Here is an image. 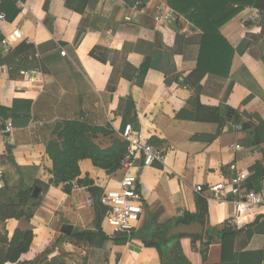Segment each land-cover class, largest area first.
Masks as SVG:
<instances>
[{"label": "crops", "instance_id": "crops-1", "mask_svg": "<svg viewBox=\"0 0 264 264\" xmlns=\"http://www.w3.org/2000/svg\"><path fill=\"white\" fill-rule=\"evenodd\" d=\"M2 1H6L7 17L12 14L11 4L21 10L13 20L0 22V34L5 39L20 30L23 40L12 47L0 45L3 59L9 62L0 65V106L8 111L29 110L32 119L20 128L12 126L11 119L4 123L0 118V251L8 248L16 231H31L30 250L16 264L33 263L44 254L49 260L58 259L61 251L87 255L64 240L89 229L96 220L93 198L85 187L74 186L71 195L62 187L50 186L47 191L39 187L38 200L28 204L38 205L32 219L4 216L6 202L18 203L37 183H50L53 166L48 144L58 140L54 135L58 123L75 120L107 130L95 138L103 149L111 147L131 124L142 142L163 154L162 160L140 174L145 210L139 228L147 217L163 226L173 218L197 213L196 187H204L208 189L204 193L206 224L223 231L226 222L236 218L235 252L264 253V208L236 211L234 203L244 201L243 194L232 197L225 190L224 200L216 201L209 191L213 185L229 183L232 164L253 178L255 168L264 162V143L256 145L250 129L238 131L223 118L219 122L194 119L199 105L228 107L239 113L256 103L264 106V0L244 8L220 28L234 49L245 41L248 47L244 54L233 56L228 78L206 75L199 92L183 80L197 69L202 32L174 12L168 0H149L143 7L135 1L132 7L124 0H74L75 10L67 6L68 0H0V5ZM161 12L172 13L173 19L162 22L158 17ZM80 35L82 40L74 49ZM20 46L29 49L18 59H10V51ZM94 49L106 63L91 56ZM144 64L151 68L143 77L139 70ZM167 75L178 80L168 86ZM228 81L233 89L223 102ZM2 125L12 130L2 131ZM80 170L78 179L88 177L100 195L119 186L121 173L107 175L91 160H82ZM8 171L16 181H8L9 175L5 181ZM253 187L263 188L264 179L255 180ZM66 227L72 229L69 235L63 232ZM101 227L102 234L111 237V229ZM216 241L210 246L206 264L221 260ZM107 264L161 263L155 249L131 240L114 246Z\"/></svg>", "mask_w": 264, "mask_h": 264}, {"label": "trees", "instance_id": "trees-1", "mask_svg": "<svg viewBox=\"0 0 264 264\" xmlns=\"http://www.w3.org/2000/svg\"><path fill=\"white\" fill-rule=\"evenodd\" d=\"M24 1V0H20ZM128 1V0H124ZM143 7L149 0H133ZM261 0H168L169 7L178 15L198 28L202 32L201 51L196 71L192 72L183 83L191 87L196 92L200 90V83L206 75L228 78L233 56L236 52L244 54L248 47V42H243L237 49H234L224 39L220 33V28L232 20L238 13L248 6L258 5ZM2 1L0 11L4 12ZM67 6L75 10L74 0H68ZM12 14L7 17L13 20L20 12V8L11 4ZM5 13V12H4ZM6 15V14H5ZM80 35L78 42L74 46L77 48L82 40ZM4 37L0 34V45ZM29 47L20 46L9 53L10 59H18L26 53ZM69 56L68 51L63 50ZM91 56L102 62L106 61L98 55V50L94 49ZM9 63L8 59H3L0 51V65ZM151 66L144 64L139 70V75L145 76ZM174 80L166 77V84L170 86ZM113 84V78L110 86ZM233 89V83L227 82L224 91L223 102H226ZM245 100L244 106L249 103ZM194 119L198 122H219L225 119L233 125L249 124L253 133L256 145L264 143V106L262 103H256L254 106L239 113L228 107L223 109L205 108L199 105ZM227 112V113H226ZM222 113L224 116H222ZM0 118L2 122L11 119L12 126L25 128L32 119L29 110L25 111H8L0 106ZM2 131L5 126L2 125ZM243 130V129H242ZM107 133L105 128L93 127L88 123L80 121H65L58 123L54 130L57 141H51L47 147V155L52 161L50 174L52 179L48 185L37 183L47 191L50 186L62 187L65 194L71 195L74 189L72 182L78 186L85 187L93 198V204L96 211V220L92 227L85 230H79L71 234V237H65L71 243L88 245L92 249L87 252L83 264H107L110 251L114 246H124L131 240H140L146 248L155 249L158 253L161 264H206L210 246L218 242L221 247V260L218 264H262L264 253L250 252L237 254L234 243L238 228L225 226L223 231L208 226V201L204 196L208 189L202 187L196 197L197 213L184 214L183 217L173 218L168 225L159 226L155 224L150 217L140 228L130 235H119L107 237L102 234V222L106 215V208L101 206L99 199L100 193L94 188V182L86 177L79 180L81 176L80 162L82 160H91L96 168H99L107 175L119 172L121 161L127 152L128 144L120 138L113 142V145L107 149L101 148L95 143L96 135ZM8 154H12V147L7 145ZM264 179V162L259 164L254 171V176L248 179L247 188L249 190H259L253 187L255 180ZM34 190V189H33ZM33 190L29 191L26 199L20 200L19 203L11 202L4 205L5 218H22L32 219L35 214L37 204L28 207L30 201L38 200L32 195ZM29 195V196H28ZM28 201V202H27ZM34 239L31 231H16L8 248L0 251V264L19 262L21 256L30 250ZM62 240H59L61 243ZM199 246V250L196 247ZM62 260H49L46 255H42L33 263L25 264H65Z\"/></svg>", "mask_w": 264, "mask_h": 264}, {"label": "built area", "instance_id": "built-area-1", "mask_svg": "<svg viewBox=\"0 0 264 264\" xmlns=\"http://www.w3.org/2000/svg\"><path fill=\"white\" fill-rule=\"evenodd\" d=\"M158 17L162 22L173 19L172 13L169 12L167 14L161 12ZM6 20L5 13L0 11V22ZM22 40L21 31L15 30L4 39L3 45L12 47ZM236 129L242 131L243 127L236 125ZM11 130L10 126L5 128L6 132ZM119 138L128 144L127 152L120 165L119 186L117 189L105 191L99 199L101 206L107 210L102 224L111 229V237L130 235L139 228L145 210V201L140 190V174L143 169L152 166L156 161L162 160L163 157L159 150L140 140L138 132L131 124L125 127ZM137 160L140 162L136 166ZM230 170L233 175L227 185H213L209 188L213 198L216 201H223L222 192L227 190L232 197L243 194L244 201L234 203L236 211L252 210L256 207L264 208V187L259 190H249L247 188L248 174L236 164L230 165ZM72 185L77 186V183L72 182ZM196 192H202V187H196ZM91 203L93 204V200ZM226 226L237 228L239 226L238 220L232 218L226 222Z\"/></svg>", "mask_w": 264, "mask_h": 264}, {"label": "rangeland", "instance_id": "rangeland-1", "mask_svg": "<svg viewBox=\"0 0 264 264\" xmlns=\"http://www.w3.org/2000/svg\"><path fill=\"white\" fill-rule=\"evenodd\" d=\"M65 84L68 82V81H63ZM68 84V83H67ZM69 84H70V82H69ZM72 85V84H71ZM70 85V86H71ZM9 171H10V169H9ZM8 171V173L7 174H4V178H5V181H6V176L5 175H9L10 177H7V180L8 181H16V179H15V175L13 174V173H11V172H9ZM17 183V182H16ZM15 186H17L16 184H15ZM29 196V195H28ZM21 199H26V196H22L21 197ZM19 200H17V202H18ZM28 202V201H27ZM31 202V201H30ZM29 202V203H30ZM19 203V202H18ZM28 203V204H29ZM65 238V237H64ZM75 246H77L79 249H82L83 250V252H88V251H90L92 248L91 247H89L88 245L86 246V245H84V244H75V243H73ZM81 255H83V254H81ZM85 255V254H84ZM84 255H83V257H81V256H79V255H76V254H73V253H68V252H65V251H61L60 252V257H59V260H62L61 262H63V263H65V264H83V261H84V259H85V257H84ZM84 258V259H83Z\"/></svg>", "mask_w": 264, "mask_h": 264}, {"label": "water", "instance_id": "water-1", "mask_svg": "<svg viewBox=\"0 0 264 264\" xmlns=\"http://www.w3.org/2000/svg\"><path fill=\"white\" fill-rule=\"evenodd\" d=\"M128 5H130V6H132V7H134L135 5H136V3L134 2V1H132V0H128ZM194 27L192 26L191 27V31H194ZM243 130H249L250 128H251V126L249 125V124H244L243 126ZM40 193H41V189L40 188H38V187H36L35 189H34V192H33V197L35 198V199H37L39 196H40ZM71 231H72V229H71V227H66L64 230H63V232L65 233V234H67V235H69L70 233H71Z\"/></svg>", "mask_w": 264, "mask_h": 264}]
</instances>
